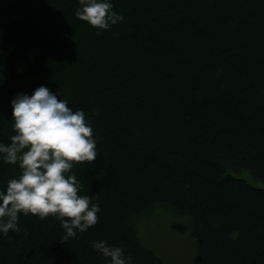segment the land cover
I'll return each mask as SVG.
<instances>
[{
    "label": "trees",
    "instance_id": "1",
    "mask_svg": "<svg viewBox=\"0 0 264 264\" xmlns=\"http://www.w3.org/2000/svg\"><path fill=\"white\" fill-rule=\"evenodd\" d=\"M112 3L123 19L102 29L80 0H0V139L17 92H60L93 126L97 159L73 170L101 206L66 241L21 213L0 264H105L98 239L166 264L140 229L159 209L188 221L192 264H264V186L244 174L264 183V0ZM18 172L0 161V185Z\"/></svg>",
    "mask_w": 264,
    "mask_h": 264
},
{
    "label": "clouds",
    "instance_id": "2",
    "mask_svg": "<svg viewBox=\"0 0 264 264\" xmlns=\"http://www.w3.org/2000/svg\"><path fill=\"white\" fill-rule=\"evenodd\" d=\"M75 15L102 29L123 19L112 0H80ZM11 104L13 132L9 142L0 139V161L18 165L19 172L0 185V233L19 230L21 213L41 218L52 214L60 219L64 241L76 237L98 222L101 211L94 195L81 191L73 170L75 162L97 159L93 126L83 108H74L46 84L31 93L17 92ZM91 244L105 264H133L122 245L106 239Z\"/></svg>",
    "mask_w": 264,
    "mask_h": 264
},
{
    "label": "rangeland",
    "instance_id": "3",
    "mask_svg": "<svg viewBox=\"0 0 264 264\" xmlns=\"http://www.w3.org/2000/svg\"><path fill=\"white\" fill-rule=\"evenodd\" d=\"M244 174L252 184L264 186L263 182L256 180L249 172ZM154 213L140 222L145 243L162 256L166 264H192L196 249L194 239L189 235L190 229L185 226L188 221L164 209Z\"/></svg>",
    "mask_w": 264,
    "mask_h": 264
}]
</instances>
